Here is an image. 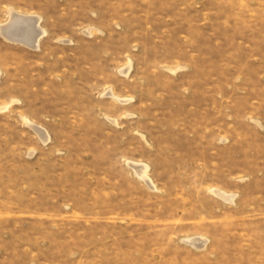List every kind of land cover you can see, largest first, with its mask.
Segmentation results:
<instances>
[{"label": "rangeland", "instance_id": "obj_1", "mask_svg": "<svg viewBox=\"0 0 264 264\" xmlns=\"http://www.w3.org/2000/svg\"><path fill=\"white\" fill-rule=\"evenodd\" d=\"M13 12L45 35L0 33V264H264V0Z\"/></svg>", "mask_w": 264, "mask_h": 264}, {"label": "bare ground", "instance_id": "obj_2", "mask_svg": "<svg viewBox=\"0 0 264 264\" xmlns=\"http://www.w3.org/2000/svg\"><path fill=\"white\" fill-rule=\"evenodd\" d=\"M14 13L15 12H13L12 17H11V19H13L12 23L9 24V26H7V27H1L0 28V33L2 35H4L5 37H9L11 39L14 38L12 36V32H14V34L15 33H19V35L22 36L21 38L25 39L26 45H29L30 47H34V44L39 42L40 39L45 35V31H43L42 29L39 28L40 24H38V22H39L40 19L38 18L39 19L38 20V19L33 18V17L32 18L31 17H22L20 15H17L16 13L15 14ZM117 100L120 101V102H125L122 99H117ZM127 101L128 100H126V103H127ZM33 128L35 130V133L38 135V137L41 140H43L44 142H46L47 141V137H46L45 132L41 128H37V127L36 128L33 127ZM132 167L134 168L133 170H135V173L139 176V178H141V180L143 182H147L148 180H150L149 177H148L147 167L146 166H139V164H138V166L133 165ZM214 192L217 193V196H221L224 199L225 198L226 199L229 198V196L226 195L223 192H220V191H214ZM194 242H196L197 245H199L201 243L200 240H194Z\"/></svg>", "mask_w": 264, "mask_h": 264}]
</instances>
